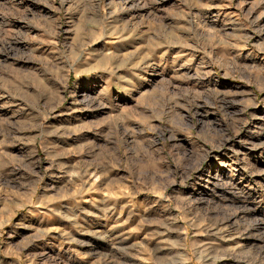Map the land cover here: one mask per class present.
Wrapping results in <instances>:
<instances>
[{
  "label": "rangeland",
  "instance_id": "374dc122",
  "mask_svg": "<svg viewBox=\"0 0 264 264\" xmlns=\"http://www.w3.org/2000/svg\"><path fill=\"white\" fill-rule=\"evenodd\" d=\"M0 264H264V0H0Z\"/></svg>",
  "mask_w": 264,
  "mask_h": 264
}]
</instances>
